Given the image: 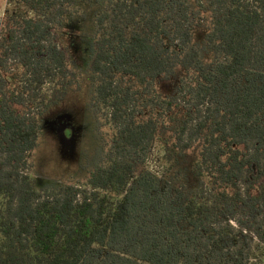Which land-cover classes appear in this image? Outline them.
Wrapping results in <instances>:
<instances>
[{"label": "trees", "instance_id": "16d2710c", "mask_svg": "<svg viewBox=\"0 0 264 264\" xmlns=\"http://www.w3.org/2000/svg\"><path fill=\"white\" fill-rule=\"evenodd\" d=\"M84 3L97 8L91 107L113 137L85 181L37 189L42 116L76 78L57 32ZM203 3L209 66L192 42V0H7L0 264H264V9ZM177 69L180 84L163 98L155 82ZM143 92L161 117L184 106L173 147L201 143L194 189L136 170L158 140Z\"/></svg>", "mask_w": 264, "mask_h": 264}, {"label": "rangeland", "instance_id": "374dc122", "mask_svg": "<svg viewBox=\"0 0 264 264\" xmlns=\"http://www.w3.org/2000/svg\"><path fill=\"white\" fill-rule=\"evenodd\" d=\"M256 1L264 9V0ZM192 6V42L200 52L202 63L209 66L214 58L206 42V35L211 28L210 16L203 0H192ZM6 7L7 0H0V30ZM96 12L97 8L91 5L79 4L70 21H66V27L57 32L76 78L65 97L42 116L31 171L37 189L85 181L111 144V129L103 116L96 114L91 107L93 83L90 64L94 48ZM182 76V70L177 69L174 76L159 78L155 82L157 92L163 98L171 96L178 88ZM143 97L139 101V107L144 112L143 119L157 120L158 140L145 163L137 164L136 170L145 168L164 175L166 180L177 187L184 185L188 191L194 189L199 182L195 164L199 159L201 143L197 142L184 152L173 147L176 124L184 115L183 103L169 114L171 118L161 117L158 115L160 110L144 107L149 95L143 92ZM166 154L170 155L169 160Z\"/></svg>", "mask_w": 264, "mask_h": 264}]
</instances>
